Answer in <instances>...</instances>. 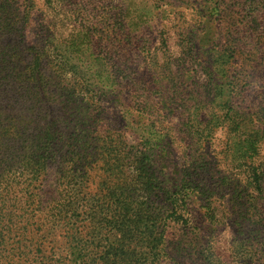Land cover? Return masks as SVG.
Masks as SVG:
<instances>
[{
  "label": "trees",
  "instance_id": "1",
  "mask_svg": "<svg viewBox=\"0 0 264 264\" xmlns=\"http://www.w3.org/2000/svg\"><path fill=\"white\" fill-rule=\"evenodd\" d=\"M22 4L18 0H0V264H16L27 254L26 245L11 235L14 219L23 224L16 231L30 232L38 246L40 237L60 238L65 243L64 255L58 254L62 264H159L167 222H188L193 195L207 203L202 206L205 215L213 218L211 191L202 183L205 175L201 178L198 171L184 169L174 178L159 169L157 144L161 145L162 139L158 135L163 134L154 122L141 124L145 126L144 134L134 144L105 139L109 136L103 128L101 103L107 102L116 79L109 77L108 85V77L100 70L88 71L89 65L80 71L72 56L80 45L73 41L55 46L60 49L52 62L58 78L47 80L41 69L45 52L27 39L30 8ZM249 4H255L254 13L263 9L261 0H251ZM238 27L233 23L229 33H237ZM240 31L250 41L258 32L247 22ZM78 32L91 42L87 26L82 25ZM220 42L199 46L208 57L207 62L201 61V67L215 90L210 105L218 99V111L211 109L204 116L198 108L189 115L184 128L190 137H211L216 128L223 129L227 137L223 158L233 167L243 166L246 183L260 190L264 175V106L262 110L255 109L245 90L234 88L242 80L228 69L235 45ZM101 60L99 57L98 64ZM242 82L250 86L253 80L245 77ZM52 111L55 119L50 115ZM97 164L105 176H115L106 187L110 188L107 196L112 202L83 210L80 188L89 179L88 168ZM51 166L55 167L57 187L47 192L44 186ZM235 173H223L207 183L209 187L217 184L218 190L245 185ZM12 184L20 187V202L17 197L8 198ZM101 184L106 185V179ZM8 200L15 201L17 207H9ZM154 200L160 206L152 217L149 207ZM16 211L20 214L16 215ZM129 211L135 217L133 227H139L141 222L143 231L134 233L124 228ZM84 222L93 225L86 240L78 232L79 224ZM101 229L108 230L101 234ZM125 240H135L140 247L142 243L143 250L127 252ZM95 242L96 246L89 249Z\"/></svg>",
  "mask_w": 264,
  "mask_h": 264
},
{
  "label": "rangeland",
  "instance_id": "2",
  "mask_svg": "<svg viewBox=\"0 0 264 264\" xmlns=\"http://www.w3.org/2000/svg\"><path fill=\"white\" fill-rule=\"evenodd\" d=\"M18 1L30 8L27 39L45 52L41 69L47 80L58 78L52 62L56 61L60 49L55 46L73 41L80 45L72 54L80 71L89 65L88 71L100 70L108 77V85L109 77L116 79L110 86L113 90L106 98L107 102L101 103L103 128L109 136L105 139L111 142L122 139L134 144L144 134L145 126L141 124L154 122L155 128L163 134V137L158 135V139H162L161 145L157 144L159 169L174 178L185 170L198 171L201 178L205 175L202 183H206L211 191L209 200L213 218L210 220L205 215L202 206L207 203L193 195L188 222L184 225L167 222L159 264H264V175L260 190H257L253 183H246L243 166L233 167L223 158L227 150L223 129L216 128L211 137H190L184 128L185 123H189V115L198 108L204 116L211 109L218 111V99L210 105L215 90L201 67V61L207 62L208 57L199 46L225 43L226 39L230 40L227 45H235L229 72L242 79L234 88H243L255 109L262 110L264 0H261L263 9L259 13H254L252 7L255 4H249L251 0L246 3L244 0ZM246 22L258 31L252 41L240 31ZM233 23L239 26L237 33H229ZM82 25L88 27L90 43L79 35ZM99 57L102 59L100 64ZM245 77L252 78L250 86L242 82ZM56 99L59 101L60 97ZM50 115L55 119L54 111ZM88 170L89 179L80 188L83 210L90 205H110L112 200L107 196L110 188L106 187L114 182L115 176H105L99 164ZM229 172H236L235 177L245 181V185L240 183L239 187H222L221 190L217 184L209 187L208 183H212L214 177ZM103 179H106V185L101 184ZM44 187L47 192L57 187L54 166L47 172ZM19 189L17 185H10L8 198L17 197L20 202ZM7 204L12 209L17 207L13 200H8ZM159 206L156 200L151 201L152 217ZM124 218L125 229L134 233L143 231L141 222L139 227H133L135 217H131V211ZM21 223L14 219V235H11L26 245L27 254L16 264H54L55 259H61L56 264H62L58 254L64 255L65 243L60 238H54L55 242L52 237L46 239L45 236L38 237L41 240L38 246L30 232L16 231L23 225ZM92 227L88 222L79 224L80 238L86 240ZM107 230L100 232L104 234ZM134 241L125 240L123 247L127 252L143 250V244L140 247ZM97 243L89 245V249Z\"/></svg>",
  "mask_w": 264,
  "mask_h": 264
}]
</instances>
